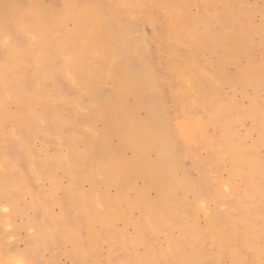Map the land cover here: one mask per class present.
I'll return each instance as SVG.
<instances>
[{
	"label": "rangeland",
	"instance_id": "374dc122",
	"mask_svg": "<svg viewBox=\"0 0 264 264\" xmlns=\"http://www.w3.org/2000/svg\"><path fill=\"white\" fill-rule=\"evenodd\" d=\"M2 1L6 3L8 0ZM41 1L45 5L58 6L64 0ZM227 1L228 5H223L218 0H88V3L98 5L102 12L115 14L121 25L129 32L139 30L140 38L137 42L141 46L145 62L156 68V90L162 96V104L167 115L166 123L161 129L160 140H170L174 149L180 152V168L189 174L200 190L201 197L198 202L204 200V195L214 190L218 182L228 181L226 167L232 160L236 161L240 153H244L247 161L258 160L264 163V0ZM17 3L21 9L28 6L27 0H17ZM5 12L14 16V11L9 6L5 7ZM222 13L232 15L230 18L222 17ZM186 16L190 20L194 19L189 26L183 23L187 21ZM74 27L73 22L65 18L61 28L52 32V36L61 37L64 32L71 31ZM188 32L191 35L204 37H207L206 32H212L214 36L208 37L209 41L205 47H200L189 40ZM30 37H33V33L22 29L16 18H6L0 25V73L7 76L18 74L22 78L24 87L22 97L34 100L31 107H22V111L24 114L28 111L35 114L30 123V130L23 134L20 131V124L16 123L23 116L21 106L14 100L11 89H5L7 92L0 90L1 143L3 145L8 142L12 149V160L18 168L27 172H30L34 162L43 163L48 159L50 162L48 168L44 167V175L40 180L36 181L29 175L31 184L27 192L12 206L0 208L1 220L8 213H12L11 225L14 230L12 235L8 236L7 232L11 234L10 230L7 227L1 228L0 240L4 247L7 246L6 249L11 255L30 253L25 260L27 264H48V262L73 264L71 253L77 246L75 242L77 232L73 230L72 237L67 239L65 235L68 234L69 229L65 228L68 219L73 218L76 221L78 217L79 211L74 203L79 195L92 189L99 188L110 197L115 196L116 189L113 186L106 187L104 184H99L97 179L99 171L91 173L88 178L82 177V173L89 168L92 158L90 149L95 150L103 139L101 134H96L101 131V123L94 121L89 125L85 121L95 100L89 94L82 96L81 85L73 81L63 79L62 93L57 96L53 90L56 80L40 84L38 73L43 70L41 68H44V63L34 58V50L38 42L29 40ZM238 41H240L239 46H237ZM67 44L69 46L71 43ZM10 48L21 53V57L8 60L7 52ZM42 51L45 58L43 61L50 62L46 74L55 75L63 70V77L67 78L68 73L60 67V64L64 65L69 59L58 55L54 57L48 46ZM191 53L195 55L196 65L186 68L184 62ZM51 61H54L55 65H52ZM171 61L176 64L175 68L171 67ZM91 74L92 71H89L86 76L96 85H100L99 80ZM240 75L242 77H238ZM187 78L192 80L197 88L200 87V91L206 95L210 94V90L215 91L216 99L209 104L196 105L195 108L190 109L198 103L200 95L190 89ZM41 86L43 87L41 91L44 93L39 95L37 91ZM101 86L106 90L113 88L111 82ZM223 100L230 103L228 113L217 110V105ZM205 110L215 113V121L207 122ZM44 111L48 114L41 116L40 113ZM145 114L144 110L140 111V116L144 117ZM227 114H231L235 119L232 127L223 121ZM200 118H205L202 132L212 137V141L219 139L217 144H221L222 137H228L231 133V139L238 141L240 145L239 151L226 153L220 150L223 156L212 161L206 140L201 137L199 139L198 134L193 139H187L181 131L183 124L192 123L194 119ZM224 124L231 129L226 131ZM50 125L55 127L50 130ZM148 125H153L151 119ZM22 145H25L26 154ZM18 148L21 149V154L18 153ZM122 153L124 156H129L131 152L128 147H123ZM55 154L65 157V160L51 161ZM79 154L85 156L75 168L72 166L73 161ZM19 155L22 156L20 159ZM248 155L252 158L250 159ZM205 159L207 160L204 162ZM195 162L201 164L195 166ZM247 169L248 164L245 163L231 183L232 189L242 193L256 189L252 186V179ZM142 184L143 178L137 179L136 185ZM67 190L71 191L69 197L66 196ZM153 193L151 191L150 195L152 196ZM34 195L45 199L51 215L60 222V229L48 238L49 243L46 242L44 245L45 242L43 244L41 242L37 253L33 250L37 245L34 246L26 240L36 233L35 222L43 215L42 207L32 203ZM133 195L130 193V197ZM186 199L192 201L193 194L186 193ZM3 202L0 194V203L4 204ZM208 202L205 204L202 201L200 203L202 207L199 208L192 205L185 213L177 211L172 215L169 214L157 221L154 227L144 223L140 236L136 226L129 223L128 219L131 215L137 216L136 210H129L126 213V222L121 219L116 220L114 228L109 231L98 222L90 224V228L99 230L100 235L91 247V256L86 264H108L110 256L114 264H124L127 259H135L136 255L144 253L149 247L155 249L161 246L160 250L165 249L164 238L166 235L178 234L180 232L178 229L195 224L199 229L204 230L209 224L214 227L217 225L218 228L228 224L223 223L228 219L222 220V223H206L214 213H229L228 209L223 212L221 206L216 205L212 200ZM125 205L121 203L122 207ZM96 207L102 212L98 203ZM257 208L264 211V204L260 203ZM84 211L81 210L82 213ZM193 215L194 219L191 218ZM249 218L255 219L253 216ZM231 224L234 228L238 227V223ZM81 231L83 232L82 229ZM111 236L113 243L110 241ZM127 240L132 244H128ZM258 243L264 246L261 238L258 239ZM184 248L193 251L196 245L188 240ZM200 248L202 264H216L210 258L214 252H218L217 243L210 247L207 240L206 244H199ZM234 248L240 249L237 257H240L244 264H264V256L258 261L256 253L243 245L241 238L237 237ZM154 258L161 260L156 255ZM190 262L196 264L192 260ZM231 262L230 255L227 257L225 254L220 259V264Z\"/></svg>",
	"mask_w": 264,
	"mask_h": 264
},
{
	"label": "bare ground",
	"instance_id": "6f19581e",
	"mask_svg": "<svg viewBox=\"0 0 264 264\" xmlns=\"http://www.w3.org/2000/svg\"><path fill=\"white\" fill-rule=\"evenodd\" d=\"M218 1L223 5H228L227 0ZM27 2L28 6L21 9L17 0H8L6 3L0 0V25L6 18L13 17L19 20L22 29L33 33V37H30L29 40L38 42L37 48L34 50V58L44 63V68H41L43 70L38 73L40 84L56 80L53 89L55 96L62 93L61 81L66 80L81 85L82 96L89 94L95 100L85 121L89 125L94 121H99L101 131L96 134H101L103 139L95 150L90 149L92 158L89 168H86V171L82 173V177L88 178L91 173L99 171L97 175L99 184H104L106 187L113 186L116 189L114 197L106 195L99 188L92 189L79 195L80 197L74 203L75 208L79 211L78 217H76V221L73 218L68 219L67 228H65L69 229L68 234L65 235L67 239L72 237L73 230L77 232L75 241L77 246L71 253L75 261L73 264L87 263L91 256V247L94 246L100 235V231L90 228V224L98 222L109 231L114 228L116 220L121 219L126 222V213L129 210H136L137 216L131 215L128 219L129 223L136 226L140 236L144 229V223L154 227L161 218L177 211L185 213L192 205L198 208L202 207L200 203L204 201L205 204H208V200L221 206L223 212L228 209L229 213H214L206 223H222V220L228 219L223 222L228 224L222 228L209 224L204 230L199 229L195 224L191 227L178 229L180 231L178 234L166 235L164 238L165 249L160 250L161 246L155 249L149 247L144 253L136 255L135 259H127L124 264H190L191 260L196 264H202L199 244H206L207 240L210 247L215 246L216 243L218 246V252L213 253L211 261L214 260L216 264H220V259L226 254L227 257L230 255L232 258L230 264H244V261L237 257L240 249L234 248L237 237L242 239L243 245L256 253V259L258 258L259 261L264 256V246L262 247L258 243V239L261 238L264 245V211L257 207L260 203L264 204V163L258 160L247 161L244 153H240L236 161L232 160L226 167L228 181L218 182L216 188L206 193L204 200L198 202L201 197L200 190L189 174L180 168V152L174 149L170 140H160L161 129L166 123L167 115L162 104V96L156 90V68L145 62L141 46L137 42L140 38L139 30L129 32L121 25V21L115 14L102 12L98 5L88 3V0H64L58 6L45 5L41 0H27ZM168 2L171 4L170 1ZM6 6L13 9L14 16L6 14ZM228 14L222 13L221 16L230 18L232 14ZM65 18L73 22L74 29L64 32L61 37H53L52 32L61 28ZM186 20V22L183 20L182 22L189 26L194 19L190 20L186 16ZM187 36L196 45L205 47L209 41L208 37L212 38L214 34L206 32L207 37H204L191 35L188 32ZM183 37L187 38L184 35ZM67 43L71 44L68 46ZM239 43L240 41L237 42V46ZM46 46L51 49L54 57L58 55L69 59V62L64 65L60 64V67L68 73L67 78L63 77V70L55 75L46 74V69L50 66V62L43 61L45 58L42 50ZM18 56L21 57V53H17L13 48L7 52L8 60ZM51 63L55 65L54 61ZM170 65L172 68L176 67L174 61H171ZM192 65H196V59L195 55L191 53L186 57L184 67L190 68ZM89 71H92L91 75L99 80L100 85H96L86 76ZM108 74L109 77H107ZM187 79L190 89L200 95L198 103L190 109L195 108L196 105L209 104L216 99L215 91L210 90V94L206 95L200 91V87L195 86L192 80ZM107 82L113 84L112 89L102 88L101 85H105ZM205 87L208 88L207 85ZM7 88L11 89L14 100L21 106L23 116L16 123L20 124V131L24 134L30 130V123L35 114L32 111L24 114L22 107H31L34 100L22 97L23 80L18 74L7 76L0 73V90L7 92L5 91ZM42 88V86L38 88L39 95L44 93L41 91ZM8 96H10L9 92ZM74 105H76V101H74ZM229 108V101L223 100L217 105V110L221 113H228ZM142 110L146 112L144 117L140 116ZM205 111L207 112V122L215 121V113ZM47 114L46 111L40 113L41 116ZM150 119L153 121V125H148ZM203 119L205 118L194 119L195 121L192 123L183 124L181 131L184 137L193 139L198 134L199 139L201 137L206 140L212 161L223 156L220 150L226 153L239 151L240 145L237 143L238 141L231 139V133L228 134V137H222L221 144H217L219 139L212 141V137L204 134L202 132L205 122ZM223 121L229 127L235 124V119L231 114H227ZM54 127L55 125H50V130ZM224 129L229 131L231 128L224 124ZM22 146L24 154H26L25 145ZM123 147L130 149L129 156L123 155ZM11 153L10 145L8 142L2 145L0 136V194L4 200V204L0 203V208L12 206L20 196L27 192V188L31 184L29 175L36 181L40 180L44 175V167L48 168L50 162V159L43 163L34 162L30 167V172H27L16 166L11 158ZM18 153L21 154L19 148ZM83 156L80 154L76 156L72 166L76 168ZM248 156L250 159L252 158L251 155ZM21 157L19 155V159ZM64 160L65 157L55 154L51 161L63 162ZM245 163L248 164L247 173L252 179V186L256 189L252 192L242 193L232 189L231 183ZM200 164V162L194 163L195 166ZM140 178H143V184L137 186L136 181ZM151 191L154 192L152 196L150 195ZM188 192L193 194L192 201L186 199ZM130 193L134 194L133 197H130ZM70 194L71 191L67 190L66 196L69 197ZM32 203L42 207L43 210L41 219L35 222L36 233L26 239L32 245H37V247H33L34 253H37L41 242L42 244L45 242V245L48 238L60 229V222L51 215L44 198L34 195ZM96 203L101 207L102 212H99ZM121 203L126 205L122 207ZM81 210L85 211L82 213ZM11 216L12 213H8L3 220L0 219V234L2 233L1 228L7 227L11 232V234L7 232V235H12L14 230L11 225ZM249 216H253L255 219L250 220ZM191 218L194 219V215ZM191 223H197V221H191ZM231 223H238V227H232ZM139 240L143 243L141 238ZM188 240L196 245L195 250L190 251L184 248ZM110 241L114 242L112 236ZM127 242L132 244L129 240ZM6 248L7 246L4 247L0 240V264H27L25 260L30 253L11 255ZM154 255L161 260L154 258ZM52 263L48 262V264ZM108 264H114L112 256L109 257Z\"/></svg>",
	"mask_w": 264,
	"mask_h": 264
}]
</instances>
